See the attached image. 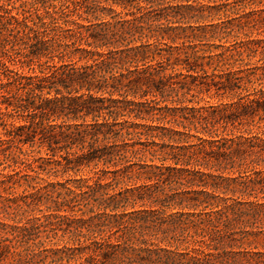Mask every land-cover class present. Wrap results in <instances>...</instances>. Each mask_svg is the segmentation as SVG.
Returning <instances> with one entry per match:
<instances>
[{
	"label": "trees",
	"instance_id": "obj_1",
	"mask_svg": "<svg viewBox=\"0 0 264 264\" xmlns=\"http://www.w3.org/2000/svg\"><path fill=\"white\" fill-rule=\"evenodd\" d=\"M174 1L0 0V154L35 173L0 180L32 189L6 199L0 261L264 264L233 249L264 246V64L234 68L264 39L202 48L230 34L190 24L214 5Z\"/></svg>",
	"mask_w": 264,
	"mask_h": 264
},
{
	"label": "rangeland",
	"instance_id": "obj_2",
	"mask_svg": "<svg viewBox=\"0 0 264 264\" xmlns=\"http://www.w3.org/2000/svg\"><path fill=\"white\" fill-rule=\"evenodd\" d=\"M7 2V0H5ZM42 3L44 2H52V0H40ZM174 1V2H178ZM215 1V2H214ZM203 3L207 5H214V8H208L205 10V15H210L209 17L200 20L199 22H196L194 20L190 21L191 25L194 26H199V25H208V24H220L225 25L227 27L226 31H229L230 34L228 33H216L218 36H224L226 38L220 39V37L217 38H212L209 36L211 31H214L215 28H212L210 26H206V31L209 32L207 37L205 38V41H207L210 44H214L211 46H204L202 48H210L213 52H220L222 49L219 48H214L213 46L218 45V44H225V45H230L235 42H240V41H246L248 39H264V0H202ZM20 4V0H17L16 6ZM117 10H121V8L116 7ZM18 9H14V13L17 12ZM224 22V23H222ZM1 27V26H0ZM221 30V27L217 28V31ZM198 31V30H196ZM242 58L243 61H235L234 68L238 67H245L244 64H249L250 66L253 65H263L264 64V53H258L254 55L253 53H250L248 51H245L240 57H236V59ZM225 67H219L218 72L221 70H224ZM207 70L209 73L213 71V67L209 68L207 67ZM24 72H27V70H24ZM215 90H213L211 93L214 94ZM211 95V94H210ZM206 94H201V98L203 97V100H201L200 104H206V102L209 103H217L220 102L221 100L223 101H228V98H223L220 99V97H214ZM200 99V98H199ZM196 99V100H199ZM1 102V101H0ZM1 106V104H0ZM8 123L12 122L13 119H8ZM16 124H19L20 121L16 119L15 121ZM248 127L247 125H244L240 127V129H235L233 132L238 133L239 131H245ZM252 131L258 132L261 131V129L254 128ZM232 131H228L225 133H231ZM11 146V145H10ZM8 143L4 145L5 151L4 153L0 154V180L4 178V176L9 175L14 173V170H20L21 168L24 169L22 170V174L26 173L27 171L33 175H35L34 172L29 171L26 169V167H17V165H13L11 160L6 159V154H8L10 151H14L13 146L10 147ZM24 153H27V155H21V158H31L32 156L34 157H39V156H45L46 153L44 150L39 151V148L37 146L34 147H29L28 145H25L23 148ZM16 153V151L14 152ZM19 166V165H18ZM80 175L83 176H93V172H90L89 170H86ZM69 174L61 175V173H58L57 175L53 173H40L39 174V180L37 182H45V181H61L64 180L66 177H68ZM7 177V176H6ZM19 178V176H16L15 179ZM26 178V177H25ZM43 179V180H41ZM27 180L31 181V178H27ZM125 183L128 184H133L137 183L140 184L142 183V180L138 179H126ZM21 184H15L13 187L10 189H6L7 186L3 185L0 183V220L5 221L7 223H13L14 219L12 215H8L6 213H3L2 208L4 204H7L6 199L12 196H20L23 193H27L31 191V187L28 185V181L26 179L21 180ZM32 184H37L35 182H32ZM122 185V184H120ZM251 200H255L254 197H250ZM24 209V208H23ZM80 213H78L79 215ZM41 215L40 212L35 211L32 213V216H39ZM17 218L16 220H18ZM239 237V235H237ZM44 239V238H43ZM68 243L67 238H56L53 239L52 241L46 240L45 246L51 247L54 244H61L64 245ZM36 248V246H35ZM235 251H240L243 249L251 250V251H264V246L261 244L254 243L252 245L248 244L247 242L244 243L241 247L236 245L233 248ZM0 264H14L13 261L8 257L4 260L0 261Z\"/></svg>",
	"mask_w": 264,
	"mask_h": 264
}]
</instances>
